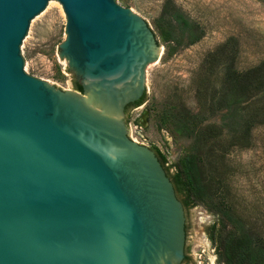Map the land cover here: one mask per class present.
<instances>
[{
	"label": "water",
	"instance_id": "water-1",
	"mask_svg": "<svg viewBox=\"0 0 264 264\" xmlns=\"http://www.w3.org/2000/svg\"><path fill=\"white\" fill-rule=\"evenodd\" d=\"M82 93L25 72L21 48L50 2ZM163 50L116 0H0V264H183L186 211L125 110Z\"/></svg>",
	"mask_w": 264,
	"mask_h": 264
},
{
	"label": "rangeland",
	"instance_id": "rangeland-1",
	"mask_svg": "<svg viewBox=\"0 0 264 264\" xmlns=\"http://www.w3.org/2000/svg\"><path fill=\"white\" fill-rule=\"evenodd\" d=\"M144 19L163 50L146 72V100L125 117L130 137L179 172L197 158L209 200L186 212L189 260L224 264L221 230L246 233L264 245V92L233 88V73L264 62V0H116ZM169 6L203 31V38L170 56L176 33L162 21ZM67 18L52 1L31 24L21 52L25 72L61 90L78 79L60 47ZM147 116V126L142 125ZM141 122V123H140Z\"/></svg>",
	"mask_w": 264,
	"mask_h": 264
},
{
	"label": "trees",
	"instance_id": "trees-1",
	"mask_svg": "<svg viewBox=\"0 0 264 264\" xmlns=\"http://www.w3.org/2000/svg\"><path fill=\"white\" fill-rule=\"evenodd\" d=\"M162 21L176 33L173 40L174 45L169 49L170 56L176 55L179 50L185 47L197 44L203 38V31L199 27L192 25L181 13L174 11L169 6H166L162 14ZM231 82L233 88L238 90V94L247 89L264 92V62L246 73H233ZM74 91L82 93L83 89L80 84L75 83ZM145 100L146 95L129 109L141 107ZM155 153L165 168V158L158 150ZM165 170L186 212L209 200L207 185L201 174L197 158L192 157L185 160L176 174H170L169 170ZM217 243L219 257L224 264H264V245L260 244L258 240L254 241L246 233L238 235L235 232H226L225 229L221 230L217 237Z\"/></svg>",
	"mask_w": 264,
	"mask_h": 264
},
{
	"label": "flooded vegetation",
	"instance_id": "flooded-vegetation-1",
	"mask_svg": "<svg viewBox=\"0 0 264 264\" xmlns=\"http://www.w3.org/2000/svg\"><path fill=\"white\" fill-rule=\"evenodd\" d=\"M139 103V102H138ZM135 104H137V103H135ZM135 104H132V105H135ZM132 105H130V106H132ZM130 106H128L127 108H126V110H125V117L129 114V112H130ZM142 107V106H141ZM138 108H140V107H138ZM138 108H135V109H138ZM135 109H133V110H135ZM186 232H187V225H186ZM188 248H187V245H186V249H185V260H184V263L185 262H187L188 260H189V258H188Z\"/></svg>",
	"mask_w": 264,
	"mask_h": 264
},
{
	"label": "bare ground",
	"instance_id": "bare-ground-1",
	"mask_svg": "<svg viewBox=\"0 0 264 264\" xmlns=\"http://www.w3.org/2000/svg\"><path fill=\"white\" fill-rule=\"evenodd\" d=\"M142 125L143 126H147V116L144 117L143 121H142Z\"/></svg>",
	"mask_w": 264,
	"mask_h": 264
},
{
	"label": "built area",
	"instance_id": "built-area-1",
	"mask_svg": "<svg viewBox=\"0 0 264 264\" xmlns=\"http://www.w3.org/2000/svg\"><path fill=\"white\" fill-rule=\"evenodd\" d=\"M141 123V122H140ZM134 142L138 143L137 140H134V138L130 137ZM140 145V144H139Z\"/></svg>",
	"mask_w": 264,
	"mask_h": 264
}]
</instances>
